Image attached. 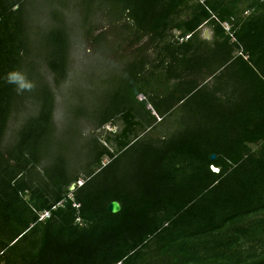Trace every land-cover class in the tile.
Instances as JSON below:
<instances>
[{
	"label": "trees",
	"instance_id": "trees-1",
	"mask_svg": "<svg viewBox=\"0 0 264 264\" xmlns=\"http://www.w3.org/2000/svg\"><path fill=\"white\" fill-rule=\"evenodd\" d=\"M201 1L82 0L83 37L112 43L123 69L91 126L123 128L106 137L113 152L89 138L97 169L81 170L68 165L41 74L56 87L68 78L65 10L38 56L27 0H0V264H264V0ZM13 69L41 93L9 139L25 101L3 81ZM181 110L180 131L150 136Z\"/></svg>",
	"mask_w": 264,
	"mask_h": 264
},
{
	"label": "rangeland",
	"instance_id": "rangeland-1",
	"mask_svg": "<svg viewBox=\"0 0 264 264\" xmlns=\"http://www.w3.org/2000/svg\"><path fill=\"white\" fill-rule=\"evenodd\" d=\"M81 4L82 0H27L26 19L31 33L33 54L40 56L45 54L43 37L45 31L52 25V15L57 14L60 7L65 10L63 15L59 14L66 19L67 30L73 42L68 78L60 87H56L46 67L42 68L41 74L51 84L56 94L57 107L54 117L57 122L56 136L64 145L69 167L96 170L95 149L89 138H97L113 152L116 149L115 144L107 143L106 137L111 132L119 133L123 124L117 119L99 130H95L91 125L103 118V109L107 104L106 95L111 91L113 84L123 76V69L112 43L104 42L95 48L91 43V36L87 40L83 37L84 14ZM200 36L210 41L211 29L204 26L200 30ZM39 73L38 68L33 76L36 83H39ZM40 93L41 91L36 89L24 94V108L11 119L7 138L10 139L22 123L36 114L37 101L34 97ZM185 117L182 110L174 112L160 122L150 136L164 139L171 137L174 132L181 130V122ZM108 162L109 158L105 157L102 164ZM83 179L84 177H81L77 182L78 186L79 182H84Z\"/></svg>",
	"mask_w": 264,
	"mask_h": 264
},
{
	"label": "clouds",
	"instance_id": "clouds-1",
	"mask_svg": "<svg viewBox=\"0 0 264 264\" xmlns=\"http://www.w3.org/2000/svg\"><path fill=\"white\" fill-rule=\"evenodd\" d=\"M3 81L7 85H10L17 95L31 92L36 87L32 80L16 69L7 72L3 77Z\"/></svg>",
	"mask_w": 264,
	"mask_h": 264
},
{
	"label": "water",
	"instance_id": "water-1",
	"mask_svg": "<svg viewBox=\"0 0 264 264\" xmlns=\"http://www.w3.org/2000/svg\"><path fill=\"white\" fill-rule=\"evenodd\" d=\"M216 159V156L215 155H212L211 156V160H215ZM213 171L214 172H218L219 170L218 169H215L213 168ZM75 189V185H72L70 187V190L73 191ZM108 211L111 213V214H118L120 211H121V205L114 201V202H111L108 206Z\"/></svg>",
	"mask_w": 264,
	"mask_h": 264
},
{
	"label": "built area",
	"instance_id": "built-area-1",
	"mask_svg": "<svg viewBox=\"0 0 264 264\" xmlns=\"http://www.w3.org/2000/svg\"><path fill=\"white\" fill-rule=\"evenodd\" d=\"M204 0H202L201 2H203ZM226 29L228 30L229 27L226 26ZM79 186H81L83 183L82 182H79ZM50 217V212H44L40 215V220H45L46 218H49Z\"/></svg>",
	"mask_w": 264,
	"mask_h": 264
}]
</instances>
